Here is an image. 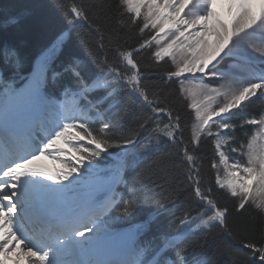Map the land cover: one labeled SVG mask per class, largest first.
<instances>
[{
	"label": "snow or ice",
	"instance_id": "obj_1",
	"mask_svg": "<svg viewBox=\"0 0 264 264\" xmlns=\"http://www.w3.org/2000/svg\"><path fill=\"white\" fill-rule=\"evenodd\" d=\"M57 7L106 35L113 55L98 58L93 74L75 56L57 68L61 33L27 77L0 79V264H212L185 241L221 226L230 246L247 250L246 264H264V0H102L94 14L78 0ZM18 23L17 15L5 19ZM3 53L19 67L15 47ZM144 55L170 65L157 77L162 87L145 85ZM125 89L145 109L134 126L117 119ZM256 100L258 111L248 112ZM161 141L185 169L195 215L187 212L172 231L153 233L154 217L114 228L144 202L125 179L129 157ZM223 197L258 214V235L234 237Z\"/></svg>",
	"mask_w": 264,
	"mask_h": 264
},
{
	"label": "trees",
	"instance_id": "obj_2",
	"mask_svg": "<svg viewBox=\"0 0 264 264\" xmlns=\"http://www.w3.org/2000/svg\"><path fill=\"white\" fill-rule=\"evenodd\" d=\"M61 2L67 3L68 0H0V69L5 81L15 79L19 83L21 77H27L45 48L50 46L61 33L66 34V39L64 48L54 64L57 68L70 56H75L83 61L82 67L85 73L93 74L98 70V58L105 55L112 57L114 44L109 42L107 36L101 39L100 34L90 29L87 24L71 23L63 10L57 7ZM78 2L82 3L90 14H94L102 0H78ZM107 2L114 4L115 0H107ZM9 15H17L19 23L13 26L6 25L5 19ZM92 18L95 19V15ZM132 42L129 39L128 43ZM101 43L104 45L103 48L99 47ZM7 46L15 47L20 60L19 67L16 66L15 57L5 61L3 50ZM140 66L141 72L148 77L144 81L146 86L152 88L164 85L165 81L157 77L168 70L169 64L152 63L144 55L140 57ZM69 79L65 77L62 83H67ZM171 87L174 89L175 85ZM54 91L59 93L60 85H57ZM173 103L180 109L184 120H189L190 116L182 101L176 97L173 98ZM260 103L256 100L247 111L255 114ZM144 112L142 104L125 89L120 98L117 119L126 126H134ZM188 134L186 131L185 135ZM236 135L242 138L244 133L238 131ZM203 151L210 156V144H205ZM129 165L124 173L125 179L130 182L129 186L135 183L137 189L143 192L144 202L140 204L134 218L117 221L113 224L114 228H127L129 223H141L149 217H154L153 233L172 231L187 212L195 215L197 205L189 187L190 182L168 142L161 141L159 148L149 154L143 153L140 149L135 150L134 155L129 157ZM213 178L214 173L205 160L202 179L209 182ZM118 192L125 193V186L120 185ZM221 202L231 211L227 220L228 229L237 240L258 235L259 216L252 208L237 211L235 201L228 197L221 198ZM116 215L114 211L112 216ZM185 247L194 255L207 253L212 258V264H246L248 258L247 250L229 245L225 240L222 226L207 233L189 234Z\"/></svg>",
	"mask_w": 264,
	"mask_h": 264
},
{
	"label": "rangeland",
	"instance_id": "obj_3",
	"mask_svg": "<svg viewBox=\"0 0 264 264\" xmlns=\"http://www.w3.org/2000/svg\"><path fill=\"white\" fill-rule=\"evenodd\" d=\"M187 112L189 114V110L187 109ZM190 116V115H189ZM232 157L239 159L240 157L236 153H230Z\"/></svg>",
	"mask_w": 264,
	"mask_h": 264
}]
</instances>
